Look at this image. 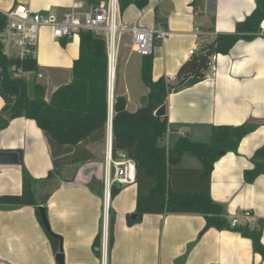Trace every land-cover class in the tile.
<instances>
[{
	"label": "crops",
	"instance_id": "1",
	"mask_svg": "<svg viewBox=\"0 0 264 264\" xmlns=\"http://www.w3.org/2000/svg\"><path fill=\"white\" fill-rule=\"evenodd\" d=\"M73 1L0 0V11L23 5L35 12L51 10L62 16ZM256 6L257 0H149L143 9L129 6L122 13V21L127 26L138 22L169 32L167 39L156 41L152 74L155 82L161 78L176 82L182 65L193 57L190 51L198 53L216 35L235 32L237 23L249 17ZM261 28L264 32V21ZM61 43L49 29L41 31L37 82L45 86L47 101L60 87L72 83L74 63L80 56L79 36L65 46ZM131 53L121 69L122 85L117 95L125 97L128 111L134 112L143 105L149 89L142 81L143 56ZM211 59L216 66L215 78L208 76L209 69L203 82L169 94L165 111L168 133L160 144L173 148L183 136L193 142L210 143L214 128L261 124L241 141L238 154L228 153L215 164L210 192L213 200L224 206L228 221L238 219L239 226L261 230L264 246V175L252 184L245 181V172L253 169V155L264 145V35L239 41L229 54ZM132 63L142 82L136 103L131 99L128 76ZM21 77L28 82L36 78L34 73ZM3 105L0 96V115ZM99 148L100 143L90 146L95 159L67 166L49 178L53 162L43 132L33 120H9L0 131V150L17 154L22 151L23 163L19 156L17 165L0 164V196L22 194L25 168L38 181L39 206H0V264H57L59 252L54 253L39 220L40 207L46 208L52 231L62 238L65 264H103L93 251L105 216L104 199L99 195V183L105 176ZM202 168L197 158L186 154L172 176L175 189L200 190V177L192 170ZM137 202L138 187L134 183L124 187L110 203L115 217V245L109 264H264L250 238L216 229L200 236L206 220L199 214H144L130 226L128 218L135 216ZM247 212L249 218L245 217Z\"/></svg>",
	"mask_w": 264,
	"mask_h": 264
},
{
	"label": "trees",
	"instance_id": "2",
	"mask_svg": "<svg viewBox=\"0 0 264 264\" xmlns=\"http://www.w3.org/2000/svg\"><path fill=\"white\" fill-rule=\"evenodd\" d=\"M93 7L103 0H85ZM121 12L134 5L143 9L149 0H119ZM198 9L195 8V11ZM264 21V0H257L254 12L245 20L238 22L235 32L216 35L206 51H199L180 68L176 82L161 78L153 80L154 56H143L142 81L149 89L143 105L136 111L127 109V99L114 93L112 153L114 159L125 155L136 166V185L138 202L135 216L128 218L130 226L141 220L144 214H199L206 220L200 233L209 229L232 231L253 241L254 252L264 258L261 243L262 231L249 226L232 227L224 214V206L213 200L210 192L211 176L215 164L226 154H238L241 141L255 132L261 124L249 122L240 127H217L213 129L210 143H197L187 136L180 137L173 148L160 144L168 133V118L157 117L159 108L167 105L172 91L191 77L205 79L209 71L210 59L215 55H227L239 41H252L262 35ZM5 18L0 16V34L5 26ZM80 37V56L74 63L73 81L60 87L46 100V88L37 82L40 68L37 58L8 57L4 54L0 38V96L4 105L2 115L9 120L27 118L33 120L43 132L50 148L54 177L67 166L77 165L95 159L90 146L106 143L109 122V59L105 40L91 31H82ZM65 46L66 41H61ZM34 73V81L28 82L21 75ZM20 76V77H19ZM119 70L116 73V80ZM116 81V85H117ZM20 163L23 152L18 151ZM186 154H191L202 164L197 172L201 184L196 192H183L175 189L172 176ZM253 169L245 172V181L252 184L264 175V145L251 159ZM37 184L30 173L23 169V191L21 195L0 196V206L38 207ZM99 195L104 198V182L99 183ZM124 187L113 185L111 201ZM46 210V208H44ZM47 212V210H46ZM37 215L41 220L39 208ZM115 217L109 209L108 263L115 245ZM103 223L93 243L95 256L103 258ZM49 235V234H48ZM54 253L60 252V242L48 236Z\"/></svg>",
	"mask_w": 264,
	"mask_h": 264
},
{
	"label": "built area",
	"instance_id": "3",
	"mask_svg": "<svg viewBox=\"0 0 264 264\" xmlns=\"http://www.w3.org/2000/svg\"><path fill=\"white\" fill-rule=\"evenodd\" d=\"M0 16L6 20L4 29L0 34L4 54L8 57L22 59L26 57L37 58L43 29H49L58 41L66 42L74 40L82 31H91L101 36L107 44L109 65L112 55L117 65L121 48L129 49L132 53L141 56L152 55L156 41H164L170 35L166 30H155L142 26L138 22L130 26L125 25L122 21L119 0H103L101 5L96 8L83 0H74L70 9L62 16L51 10L35 12L26 6L18 5L9 11H0ZM195 53L194 50L189 52L191 56ZM209 68L208 76L215 78L216 66L212 59H210ZM39 78H42V75H39ZM135 181L136 166L134 161L125 155H121L119 159H114L112 143L107 141L104 177L103 264L108 263L111 188L113 185L126 187L134 184ZM245 217L249 218L250 213H245ZM231 225L238 227V219H233Z\"/></svg>",
	"mask_w": 264,
	"mask_h": 264
},
{
	"label": "water",
	"instance_id": "4",
	"mask_svg": "<svg viewBox=\"0 0 264 264\" xmlns=\"http://www.w3.org/2000/svg\"><path fill=\"white\" fill-rule=\"evenodd\" d=\"M206 50L207 48L203 49V51H206ZM204 80L205 79L203 78L191 77L185 82L179 84V86H177L172 92L174 94L183 92L203 82ZM110 90L111 89H110V77H109V122H108L107 141L112 143L114 91L110 92ZM165 111H166L165 107L159 108L156 112V116L164 117ZM8 123H9V119L4 117L3 115H0V131L4 129L5 127H7ZM0 164L17 165L19 164V155L14 152H6V151L0 150ZM39 212L41 215L42 223L47 233L54 239L59 240L60 242V252L56 256V262L57 264H65V256L63 254V248H62V238L52 231L49 220H48L47 212L44 209V207H40ZM132 218L133 220H135L136 216H133Z\"/></svg>",
	"mask_w": 264,
	"mask_h": 264
},
{
	"label": "rangeland",
	"instance_id": "5",
	"mask_svg": "<svg viewBox=\"0 0 264 264\" xmlns=\"http://www.w3.org/2000/svg\"><path fill=\"white\" fill-rule=\"evenodd\" d=\"M145 27H147V26H145ZM130 53H131V51L129 49L121 48V51H120L118 59H117V65H116V73H117V70H119V77L117 78V80H115L114 93H115L116 87L118 89L122 85L121 69H124L126 59ZM10 54H13V52L12 53L10 52ZM131 54H133V53H131ZM134 68H135V66L132 63L131 66L129 67V70H128V76H129V82L131 85V96H132L131 99L133 102L136 103L139 101V98L141 96V91H142L141 90V87H142L141 83L142 82H141L140 72L138 71L137 73H135ZM137 74H138V77L135 76ZM116 81H118L117 85H116ZM144 89L147 90V88H144ZM131 108H133V104H131ZM101 152H102L101 162H102V166H103L102 169H103V172L105 174L106 158H107V142L106 143H100L99 153H101ZM103 182H104V178H103Z\"/></svg>",
	"mask_w": 264,
	"mask_h": 264
},
{
	"label": "bare ground",
	"instance_id": "6",
	"mask_svg": "<svg viewBox=\"0 0 264 264\" xmlns=\"http://www.w3.org/2000/svg\"><path fill=\"white\" fill-rule=\"evenodd\" d=\"M109 77H110V89H111L110 92H112L114 91V84L116 80V63H115V59L113 55H112L110 67H109ZM106 261H107V257H106ZM105 264L107 263L105 262Z\"/></svg>",
	"mask_w": 264,
	"mask_h": 264
}]
</instances>
